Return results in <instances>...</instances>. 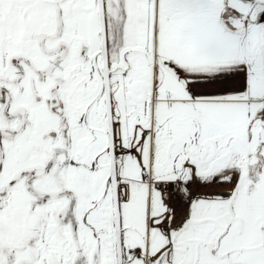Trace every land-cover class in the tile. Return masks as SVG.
<instances>
[{"label":"snow or ice","instance_id":"6c2138e0","mask_svg":"<svg viewBox=\"0 0 264 264\" xmlns=\"http://www.w3.org/2000/svg\"><path fill=\"white\" fill-rule=\"evenodd\" d=\"M0 264H264V0H0Z\"/></svg>","mask_w":264,"mask_h":264}]
</instances>
